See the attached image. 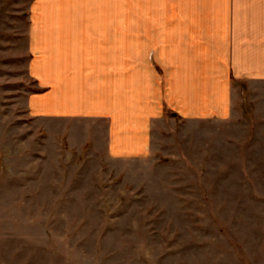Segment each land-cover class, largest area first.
<instances>
[{
  "label": "rangeland",
  "instance_id": "obj_1",
  "mask_svg": "<svg viewBox=\"0 0 264 264\" xmlns=\"http://www.w3.org/2000/svg\"><path fill=\"white\" fill-rule=\"evenodd\" d=\"M36 1L0 0V264H264V82H234L230 118L167 112L146 157L70 147L28 111ZM110 2L91 9H176Z\"/></svg>",
  "mask_w": 264,
  "mask_h": 264
},
{
  "label": "crops",
  "instance_id": "obj_2",
  "mask_svg": "<svg viewBox=\"0 0 264 264\" xmlns=\"http://www.w3.org/2000/svg\"><path fill=\"white\" fill-rule=\"evenodd\" d=\"M88 2L37 0L28 31L38 87L29 114L63 122L70 147L146 157L167 112L230 118L242 99L234 82H264V0H176L175 10L145 12Z\"/></svg>",
  "mask_w": 264,
  "mask_h": 264
}]
</instances>
